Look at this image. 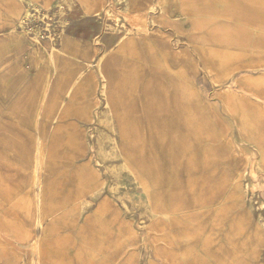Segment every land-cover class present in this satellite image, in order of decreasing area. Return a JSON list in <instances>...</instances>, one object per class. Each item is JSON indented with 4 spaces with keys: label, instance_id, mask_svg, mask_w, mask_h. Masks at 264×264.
<instances>
[{
    "label": "rangeland",
    "instance_id": "1",
    "mask_svg": "<svg viewBox=\"0 0 264 264\" xmlns=\"http://www.w3.org/2000/svg\"><path fill=\"white\" fill-rule=\"evenodd\" d=\"M0 264H264V0H0Z\"/></svg>",
    "mask_w": 264,
    "mask_h": 264
}]
</instances>
